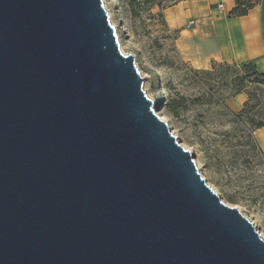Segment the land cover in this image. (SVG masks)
Returning a JSON list of instances; mask_svg holds the SVG:
<instances>
[{"label": "water", "instance_id": "water-1", "mask_svg": "<svg viewBox=\"0 0 264 264\" xmlns=\"http://www.w3.org/2000/svg\"><path fill=\"white\" fill-rule=\"evenodd\" d=\"M145 81L104 0H0V264H264Z\"/></svg>", "mask_w": 264, "mask_h": 264}, {"label": "rangeland", "instance_id": "rangeland-1", "mask_svg": "<svg viewBox=\"0 0 264 264\" xmlns=\"http://www.w3.org/2000/svg\"><path fill=\"white\" fill-rule=\"evenodd\" d=\"M163 1L104 0L121 49L135 56L157 113L195 155L207 184L248 216L264 237V152L253 133L264 123V80L249 77L242 64L189 65L163 16L179 2L164 7ZM239 92L248 100L237 110L229 100Z\"/></svg>", "mask_w": 264, "mask_h": 264}, {"label": "crops", "instance_id": "crops-1", "mask_svg": "<svg viewBox=\"0 0 264 264\" xmlns=\"http://www.w3.org/2000/svg\"><path fill=\"white\" fill-rule=\"evenodd\" d=\"M250 1L253 6L245 15L232 14L236 0H185L165 9V22L177 35L185 61L195 69H209L215 62L253 63L264 73V0ZM220 2L224 11L217 8ZM247 100L248 95L239 92L229 103L240 110ZM253 133L264 152V127Z\"/></svg>", "mask_w": 264, "mask_h": 264}, {"label": "trees", "instance_id": "trees-1", "mask_svg": "<svg viewBox=\"0 0 264 264\" xmlns=\"http://www.w3.org/2000/svg\"><path fill=\"white\" fill-rule=\"evenodd\" d=\"M237 1V6L236 8L232 11V14L234 15H245L249 11V9L253 6L252 3H248V1L244 0H236ZM217 63H213V66H215ZM240 67L248 70L250 72L249 77H254V80H264V73L259 72L253 63H246L240 65ZM249 104V103H248ZM247 104V106H248ZM170 111L175 110V103L170 101L167 103ZM246 107V106H245ZM258 127H264V123H260L259 125L256 126Z\"/></svg>", "mask_w": 264, "mask_h": 264}, {"label": "built area", "instance_id": "built-area-1", "mask_svg": "<svg viewBox=\"0 0 264 264\" xmlns=\"http://www.w3.org/2000/svg\"><path fill=\"white\" fill-rule=\"evenodd\" d=\"M181 1H185V0H164L163 1V6L164 7H168V6H170V5L174 4V3L181 2ZM217 7L220 10H225L226 9V6H225V4L223 2L218 3Z\"/></svg>", "mask_w": 264, "mask_h": 264}]
</instances>
